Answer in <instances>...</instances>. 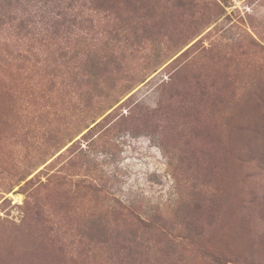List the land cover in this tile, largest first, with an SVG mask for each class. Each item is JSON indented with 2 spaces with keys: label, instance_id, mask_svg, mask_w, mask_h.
<instances>
[{
  "label": "rangeland",
  "instance_id": "rangeland-1",
  "mask_svg": "<svg viewBox=\"0 0 264 264\" xmlns=\"http://www.w3.org/2000/svg\"><path fill=\"white\" fill-rule=\"evenodd\" d=\"M0 264H264V0H0Z\"/></svg>",
  "mask_w": 264,
  "mask_h": 264
},
{
  "label": "trees",
  "instance_id": "trees-1",
  "mask_svg": "<svg viewBox=\"0 0 264 264\" xmlns=\"http://www.w3.org/2000/svg\"><path fill=\"white\" fill-rule=\"evenodd\" d=\"M6 1H8V6L11 5V0H6ZM53 1L55 2V1H61V0H53ZM7 19H8V22L7 23H9L10 25L14 26V29H16V30L23 29V27H24L23 26V23L21 21L20 22H17V18L15 16H13L11 14V12L8 13ZM13 22H15L16 24L13 23ZM13 24H15V25H13Z\"/></svg>",
  "mask_w": 264,
  "mask_h": 264
}]
</instances>
